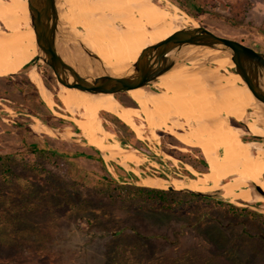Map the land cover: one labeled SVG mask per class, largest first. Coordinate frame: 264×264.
Instances as JSON below:
<instances>
[{
    "label": "rangeland",
    "instance_id": "1",
    "mask_svg": "<svg viewBox=\"0 0 264 264\" xmlns=\"http://www.w3.org/2000/svg\"><path fill=\"white\" fill-rule=\"evenodd\" d=\"M166 1L197 25L264 52V0ZM156 4L161 7L154 9L157 19L170 14L167 4ZM22 14L17 16L20 25L26 18ZM142 23L150 30L162 26ZM189 24L185 19L182 25ZM10 57L0 56V69ZM32 67L52 95L50 113L32 103L15 104L22 97L15 88L2 90L5 80L9 85L20 79L32 83L28 72L0 77V97H5L0 99V264H264L263 202L232 204L238 208L232 213L223 196L179 191L182 195L168 198L169 207L154 198L133 197L129 188L108 176L106 164H123L106 160L99 148L87 152L89 144L70 124L79 128L82 112L71 116L64 110L57 97L61 83L51 67L41 61L28 69ZM206 67L222 77L233 73L228 64L211 62ZM112 96L124 107L137 108L126 92ZM188 110L187 116L196 117ZM115 117L99 113L101 127L110 134L108 147L139 158L124 165L136 175L131 185H140L144 177L184 180L210 172L200 161L203 154L195 141L165 127L152 128L144 112L133 116L139 134ZM229 121L238 125L234 117ZM244 135L242 139L252 137ZM80 152L92 158L77 155ZM117 174L124 175L121 170Z\"/></svg>",
    "mask_w": 264,
    "mask_h": 264
},
{
    "label": "bare ground",
    "instance_id": "2",
    "mask_svg": "<svg viewBox=\"0 0 264 264\" xmlns=\"http://www.w3.org/2000/svg\"><path fill=\"white\" fill-rule=\"evenodd\" d=\"M157 1L171 9L168 15L163 12L161 19H157L154 11L155 7H161L156 3L155 7L151 6L148 0H60L59 4L63 8V18L73 28L80 27L78 33L84 42L99 54L109 70L120 74L129 69L146 46L182 28L185 19L191 25L196 24L173 4L166 0ZM19 11L26 15L21 25L17 18ZM142 21L162 26L150 30ZM35 42L27 0H0V54L12 56L8 65L0 69V75L22 71L36 55ZM59 50L66 62L77 65V70L92 73L85 57L82 62L86 67L75 63L64 48ZM206 59L213 60L219 67L226 64L233 66L229 53L205 51L190 60V65L180 64L161 76L152 85L159 91L147 86L129 90L127 93L137 108L120 105L110 93L93 94L64 84L59 85L57 97L71 116L79 110L82 112L78 125L80 133L87 144L102 150L106 160H117L125 165L128 160L139 158L132 152L126 154L124 149L119 148V151L108 147L110 134L101 127L100 111L116 116L138 134L140 125L133 120V116L140 117L144 112L152 128L165 127L175 136L198 144L210 172L192 178L184 177V180L144 177L140 181L141 186L165 189L171 185L178 190L200 192L220 190L224 198L237 206L264 203V197L253 188V185H258L264 191V142L239 138L246 133L264 137V105L256 100L238 74L232 73L229 78L218 76L214 70L202 65V60ZM34 68L28 69L29 76L46 105L52 107V95ZM188 108L196 117L186 115ZM230 117L243 122L245 128L234 127L228 120ZM153 118L157 120L153 121ZM166 122L169 124L166 125ZM176 127L183 132L175 130ZM116 144L119 145L118 142ZM221 148L231 150L224 154Z\"/></svg>",
    "mask_w": 264,
    "mask_h": 264
},
{
    "label": "water",
    "instance_id": "3",
    "mask_svg": "<svg viewBox=\"0 0 264 264\" xmlns=\"http://www.w3.org/2000/svg\"><path fill=\"white\" fill-rule=\"evenodd\" d=\"M59 3L60 0H27L37 52L21 72H27L29 66H36L37 62L41 61L51 67L61 84L93 94L110 93L114 95L145 86L151 89V86L161 76L172 71L178 65H190V60L198 58L205 51L221 50L230 54L233 63L230 68L233 73L241 77L256 100L264 105V52L252 46L216 34L203 26L189 24L176 30L165 39L146 46L129 69L116 74L109 70L99 54L84 42L78 33V28H73L63 18L61 13L63 8ZM59 48H64L75 63H82L81 65L84 67L86 66L82 59L85 57L92 73L88 74L87 70L80 72L77 70L76 64L73 66L66 62L60 54ZM211 62H213L211 59L202 60V65L206 67ZM247 111L250 112L249 109ZM236 127L245 128V125L243 122H239ZM252 137L264 142L262 136L254 135ZM97 150L100 152L99 149ZM253 188L264 197V191L260 186L253 185ZM167 189L194 193L204 197L222 196L220 190L210 192L178 190L171 185Z\"/></svg>",
    "mask_w": 264,
    "mask_h": 264
},
{
    "label": "crops",
    "instance_id": "4",
    "mask_svg": "<svg viewBox=\"0 0 264 264\" xmlns=\"http://www.w3.org/2000/svg\"><path fill=\"white\" fill-rule=\"evenodd\" d=\"M1 56H3V55H1ZM3 68H5V67H1V69H3ZM27 71H28V69H27ZM14 74H18V73L0 75V77H6V76L14 75ZM30 81H27V79L26 80L20 79L18 82L14 83L15 85H13V84L9 85V83L11 81L5 80L3 82V84H2L3 86L1 88H3L2 90L8 91V92H12L11 89L15 88L17 93L22 95L21 100H20L21 102L19 101L18 103L16 102L15 104L22 105L25 102L32 103L34 108L39 109V107L42 106L47 111V113H50L51 107H48V105H43L41 103V101H39V98H40L39 97V95H40L39 90H38L37 86L33 82L31 83ZM34 88H37V92L35 91ZM38 93H39V95H38ZM3 95H8V94H3ZM3 98H5V97H2V96L0 97V99H3ZM34 113L39 114L38 112H34ZM88 147H89L88 151H87L88 153L93 154V153L97 152V150H95L96 149L95 147L90 146V145ZM106 168H107V171L109 172L108 176L114 178L119 184L131 185V184H134L136 182V180L134 178V176H136V175L134 173H132L133 171L129 172L128 169L124 165H121V167H120V165L118 166V165H113V164L112 165L106 164ZM120 170L124 173L123 176H121V175L119 176V174H117L118 171H120ZM116 175L118 177H116Z\"/></svg>",
    "mask_w": 264,
    "mask_h": 264
},
{
    "label": "trees",
    "instance_id": "5",
    "mask_svg": "<svg viewBox=\"0 0 264 264\" xmlns=\"http://www.w3.org/2000/svg\"><path fill=\"white\" fill-rule=\"evenodd\" d=\"M186 1H189L191 2L192 0H186ZM181 7V6H180ZM203 9L201 8H198L197 11L198 12H202ZM197 12V13H198ZM192 16H196V13H190ZM101 114H109L105 111H100V115ZM115 117V116H114ZM117 120H119L120 122H122L120 119H118L117 117H115ZM123 123V122H122ZM73 127H74V130L77 131V132H80L79 128L77 127V125L74 123V122H71L70 123ZM125 125V123H123ZM235 124H238L239 125V122H236ZM127 128L130 129V127H128L127 125H125ZM84 139V138H83ZM243 139H253V140H259L258 138L256 137H249V138H243ZM118 142V141H117ZM123 143V142H121ZM125 145V143H123ZM97 150V149H95ZM98 151V150H97ZM77 155H80V156H85V157H90L92 158L89 154H86V153H78ZM100 162L104 163L103 159L100 157L98 159ZM200 161L204 164V166L207 167V163L205 161V159L203 158V156L201 155V159ZM123 185V184H122ZM125 187L129 188L130 191H132V196L133 197H139V196H142V197H148V198H154V199H157L159 200L160 202H162V204L165 206V207H169L168 204H167V200L168 198L171 196V195H174V194H180L182 195L181 193H178L179 191L177 190H172V189H158V188H150V187H144V186H141V185H124ZM191 196H195L196 194L194 193H189ZM218 204H224L222 202H217ZM225 205L227 206V208L229 209L230 212L232 213H236V211L238 210L237 207H235L234 205H232L231 203H225ZM124 264V263H122Z\"/></svg>",
    "mask_w": 264,
    "mask_h": 264
},
{
    "label": "flooded vegetation",
    "instance_id": "6",
    "mask_svg": "<svg viewBox=\"0 0 264 264\" xmlns=\"http://www.w3.org/2000/svg\"><path fill=\"white\" fill-rule=\"evenodd\" d=\"M151 1H153V2H157V0H151ZM1 55H4V54H0V56ZM28 72V71H27ZM37 89V88H36ZM126 108H135V107H130V106H127ZM100 113V112H99ZM231 118V117H230ZM180 119H182L181 117H180ZM166 125H168L169 123L168 122H166L165 123ZM234 127H236V125L234 126ZM185 136V135H184ZM187 137V136H186ZM242 137H244V136H242ZM242 137H239V138H242ZM221 150H223V152L224 151H230L231 150V148H221Z\"/></svg>",
    "mask_w": 264,
    "mask_h": 264
}]
</instances>
